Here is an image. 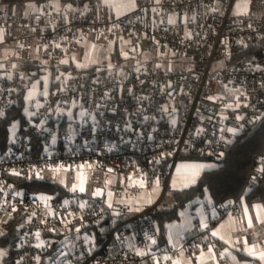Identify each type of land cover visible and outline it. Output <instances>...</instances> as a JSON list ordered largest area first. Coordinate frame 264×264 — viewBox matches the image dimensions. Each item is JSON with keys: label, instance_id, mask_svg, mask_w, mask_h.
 <instances>
[{"label": "built area", "instance_id": "obj_1", "mask_svg": "<svg viewBox=\"0 0 264 264\" xmlns=\"http://www.w3.org/2000/svg\"><path fill=\"white\" fill-rule=\"evenodd\" d=\"M236 2L137 0L135 11L118 17L104 4L66 16L53 10L23 16L0 0V48L10 49L0 52V119L22 104V63L37 56L42 68L62 72L47 96L26 104L29 123H19L7 148L0 146L3 231L19 208L26 214L6 264H139L146 257L181 264L182 250L208 245L210 236L194 226L179 248H156L152 213L161 201L139 211L125 201L159 181L162 200L184 156H218L264 117V0H250V16H233ZM91 38L105 47L131 40L122 69L77 68L72 57ZM253 42L259 48L252 58L233 64L235 50ZM263 164L264 153L251 169L255 183L264 180ZM61 168L84 170L103 194L60 196L13 181L15 173L41 180L47 169ZM108 220L100 240L89 229Z\"/></svg>", "mask_w": 264, "mask_h": 264}, {"label": "trees", "instance_id": "obj_2", "mask_svg": "<svg viewBox=\"0 0 264 264\" xmlns=\"http://www.w3.org/2000/svg\"><path fill=\"white\" fill-rule=\"evenodd\" d=\"M8 2L7 10L12 11L14 5L25 0H5ZM43 2L46 0H35ZM71 2L75 8L81 10L89 9L98 4H104L105 0H66ZM258 6L253 10L257 11ZM259 48L257 42H253L246 49H236L234 52L233 64L245 63L250 60L254 52ZM42 68L37 60H30L22 63L17 70H22L29 79L20 86L19 95L22 100L20 107H13L7 111L6 115L0 119V146L7 148L13 122L18 121L20 125H26L29 120L24 113L26 94L30 83L42 73ZM53 74L57 71L52 70ZM54 86L52 79L50 90ZM264 153V117L257 120L247 131L230 141L223 152L218 155H198L188 154L182 159L199 162H215L216 167L206 169L199 177L198 181L189 188L175 190L172 193V201L163 203L155 208L152 217L158 229L157 247L168 246V223L179 219L181 211L192 204L196 206L209 197L213 204L217 206L234 204L239 208V203L245 199L247 203L253 204L264 202V180L255 183L251 179V169L254 162ZM263 171H264V164ZM13 179L17 187L33 188L47 193L69 195L71 189L63 183L44 177L41 180L22 177L17 175ZM26 214L19 208L13 217L7 220L6 229L0 235V248L9 249L5 262L12 256V247L19 238L20 226ZM110 228L109 220L100 226L90 228L92 232L103 240ZM139 264H155L153 257H146Z\"/></svg>", "mask_w": 264, "mask_h": 264}, {"label": "crops", "instance_id": "obj_3", "mask_svg": "<svg viewBox=\"0 0 264 264\" xmlns=\"http://www.w3.org/2000/svg\"><path fill=\"white\" fill-rule=\"evenodd\" d=\"M36 3L39 4L38 2ZM72 9L77 8H75L69 1L46 0L45 2H42V7L39 8V10H36V14H40L44 10H53L62 16H66ZM9 12L19 14V12H17L16 5H14L12 11ZM2 49V52L10 51L9 48L5 47H2ZM33 60L38 61L37 56L33 57ZM185 165H197L199 167L198 173H196L192 178L189 177L188 183L182 185V187H176L174 191L191 187L198 181L199 177L207 169L204 162L194 163V161H179L174 168L170 183H172L177 167L179 166L182 170ZM190 169L197 171L196 168ZM71 171L73 170H68V172ZM79 171L80 182L81 184L83 183V187L85 189L82 193L92 194L87 190L84 170ZM185 181L186 180H180V183ZM163 185V181H159L151 188H163ZM93 187L96 188V186ZM96 189L100 188L97 187ZM159 191L161 193L162 190L159 189ZM77 192L81 191L79 190ZM72 193L76 192L72 191ZM125 202L135 209H142L148 205L154 204L153 201L141 197L126 200ZM183 212L184 214L179 220L168 223V246L179 248L181 238L194 226H199L202 233H206V235H209L210 237L206 247L199 248L194 246L191 254L182 250L180 255L181 264H250L253 260H258L261 263H264V260L260 259L259 256V253L264 251V202L250 204L247 203L245 199H242L239 203L238 210L228 212L226 214H219L217 206L213 204L209 197H206L204 201L196 206L189 204ZM249 218H251V226H249ZM205 225L207 226L205 227ZM213 232H217L218 234L214 236L212 235ZM221 237H223V239H221ZM216 245L219 246L222 252L225 253L227 257L226 261L223 262L220 260L214 248ZM209 248L212 249V253H209ZM249 248H252L257 254H250V252L246 250ZM213 253L215 254L214 258H209Z\"/></svg>", "mask_w": 264, "mask_h": 264}, {"label": "rangeland", "instance_id": "obj_4", "mask_svg": "<svg viewBox=\"0 0 264 264\" xmlns=\"http://www.w3.org/2000/svg\"><path fill=\"white\" fill-rule=\"evenodd\" d=\"M36 2L37 1L35 0H25L19 4H16L17 12H19V14L23 16H31V15L36 14V10H39V8L42 7V2L40 3L38 2L40 5L37 4ZM103 3L110 8L111 13L113 15L121 17L123 15H126L128 13L135 11L137 0H135V6H132L131 0H105ZM249 6H250V2L248 0H237L234 6L233 12H232L233 16L252 15ZM131 44H132L131 40L127 38H123L121 41L113 42L109 44L108 47H105L103 45L97 44L95 40L92 38L87 39L83 42V44H81L82 52L80 51V52L75 53L72 57V60L74 64L77 66V68L82 69V70L90 69L92 67H95L98 72H102L103 70H109V69H122L123 64L126 63V57L128 55ZM0 52H2L1 48H0ZM78 65H86V67H78ZM61 75H62V72H56L55 74H53L52 69L44 68L42 73H40L37 76V78H35L30 83V86L26 94V102L29 104L30 101H32V99H36V101H38L40 97L47 96L50 92V84H51L52 79L53 80L58 79ZM28 79L29 77L25 76V82ZM33 91L35 92V95L32 96L31 99H29L28 98L29 93ZM45 92H47V95H43V93ZM14 125L15 127H13ZM18 127H19L18 121L13 122L11 126L10 140L13 138V135L17 131ZM183 160L190 161L186 159H182L181 161ZM197 162L199 161H194V163H197ZM204 165L207 169L216 167V163L211 162V161L204 162ZM86 168L87 167H85V169ZM190 168H196L197 171H193ZM198 168L199 167L197 165H185V167L181 170L178 166L175 171L172 183H170V188H167L166 193L163 196L162 200H161L162 195L159 191V189L162 190V188L160 187L149 188L145 192V195L141 196V198L148 199L150 201H153L154 203L160 202V201L162 204L171 202L172 193L174 189L176 187H182V185L188 183L189 177L192 178L196 173H198ZM79 173L80 171L78 169L68 172L67 169L61 168L58 170V174H57V171H54L52 169H47L46 176L52 180H56V181L63 183L64 185L69 187L71 191L77 192L79 191V187L83 186V183L81 184L80 182ZM180 180H186V181L180 183ZM86 185H87V190L89 193L93 194L97 190L96 188L93 187L88 177H86ZM74 186H75V190H73ZM111 199H112V196L107 194V200L110 201ZM186 207L181 211L180 217L183 216L184 214L183 211L186 209ZM7 219L8 218H6V220ZM179 219H176L174 221H177ZM2 232H3V229H2V225L0 224V235L2 234ZM8 253H9V249L0 248V264H6L5 257L8 255Z\"/></svg>", "mask_w": 264, "mask_h": 264}, {"label": "snow or ice", "instance_id": "obj_5", "mask_svg": "<svg viewBox=\"0 0 264 264\" xmlns=\"http://www.w3.org/2000/svg\"><path fill=\"white\" fill-rule=\"evenodd\" d=\"M249 2H250V0H249ZM131 3H132V6H135V0H131ZM156 3H160V0H156ZM169 23H174V21H173V20H170ZM250 27H251V25H250ZM0 40H2V36H0ZM62 62H63V63H67V61H62ZM13 67H15V65H13ZM78 67H86V65H78ZM34 95H35V92H34V91H33V92H30L28 98L31 99L32 96H34ZM43 95H47V92L43 93ZM236 106L239 107L240 105L237 104ZM0 115H3V113L0 112ZM237 119H241V117H237ZM173 122H174V121H173ZM13 127H15V125H14ZM228 131H230V132H235L236 129H228ZM109 171H111V169H110ZM15 174L19 175V173H15ZM254 179H255V178H254ZM193 182H194V181H193ZM73 190H75V186H74ZM79 190H80L81 192L85 191V189H84L83 186H80V187H79ZM102 194H103V193H102V190H101V189H97V190L93 193L94 196H99V195H102ZM109 207H111V204H109ZM135 210H136V211H139L140 209L137 208V209H135ZM206 226H207V225H205V227H206ZM249 226H251V218H249ZM76 231L78 232L79 229H76ZM217 234H218L217 232H213V233H212V235H214V236L217 235ZM39 235H40V233L37 232V233H36V236L39 237ZM221 239H223V237H221ZM154 242H155V241H153V243H154ZM245 243H246V241H245ZM41 244H43V241H41ZM38 246H39V245H38ZM246 250L249 251L250 254H252V255H256V254H257L255 251H253L252 248H249V249H246ZM225 251H227V250H225ZM209 253H212V249H211V248H209ZM214 255H215V254L213 253L212 256H210L209 258H214ZM221 255H224V253H221ZM259 256H260V259L264 260V251L260 252V253H259Z\"/></svg>", "mask_w": 264, "mask_h": 264}]
</instances>
